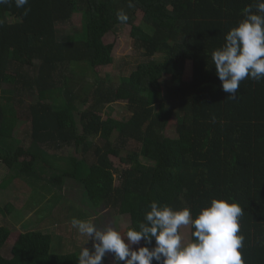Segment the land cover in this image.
I'll return each instance as SVG.
<instances>
[{
	"label": "trees",
	"instance_id": "1",
	"mask_svg": "<svg viewBox=\"0 0 264 264\" xmlns=\"http://www.w3.org/2000/svg\"><path fill=\"white\" fill-rule=\"evenodd\" d=\"M255 2L0 5V167L6 173L0 189L33 179L59 202L67 185H77L94 209L127 216L131 228L152 201L188 207L195 217L211 199H224L243 211L244 264H264V79L241 81L237 97L229 99L211 60L227 31L244 18L242 10ZM120 12L125 21L117 19ZM75 14L80 32L66 38L60 26ZM117 26L131 28L133 47L146 61L116 87L104 82L99 69L114 62V45L104 39ZM185 74L189 80L180 81ZM139 83L162 87L154 105ZM119 99L127 100L125 118H105V109ZM172 120L174 138L165 135ZM23 121L27 126L16 135ZM64 147L73 154L51 153ZM10 208H0V264H77L76 254L51 253L50 234L9 225ZM7 225L17 231L5 258L12 236Z\"/></svg>",
	"mask_w": 264,
	"mask_h": 264
},
{
	"label": "clouds",
	"instance_id": "2",
	"mask_svg": "<svg viewBox=\"0 0 264 264\" xmlns=\"http://www.w3.org/2000/svg\"><path fill=\"white\" fill-rule=\"evenodd\" d=\"M9 3L23 8L28 0H0V5ZM242 14L244 18L227 31L223 47L211 52L215 75L229 99L237 97L241 81L264 79V0L246 6ZM117 19L125 21L127 16L120 12ZM149 209L124 235L114 226L101 230L94 222L73 217L72 228L86 242L92 241L91 250L81 246L77 264H102L107 253L115 264H244L239 251L244 241L239 234L243 211L237 203L213 198L195 217L188 207L174 210L157 201ZM182 227L190 229L188 242L180 234ZM141 241L144 246L133 250Z\"/></svg>",
	"mask_w": 264,
	"mask_h": 264
},
{
	"label": "rangeland",
	"instance_id": "3",
	"mask_svg": "<svg viewBox=\"0 0 264 264\" xmlns=\"http://www.w3.org/2000/svg\"><path fill=\"white\" fill-rule=\"evenodd\" d=\"M141 19L142 16L139 14L137 22L139 23ZM80 29L81 17L78 14L73 15L69 23L60 26V30L65 33L66 38L79 33ZM130 30L129 26H117L115 31L104 39L105 44L114 45L112 52L114 58L113 64L99 69V74L107 85L112 83L117 87L121 78H127L138 64L146 61L140 54L142 51L138 52L133 47ZM160 57V55H157L153 60H158ZM179 80L187 81L189 77L185 74ZM138 89L148 92L149 105H154L155 100L162 95V87L160 85L149 86V84L139 83ZM126 101L125 99H119L116 103L108 106L104 111V117H112L116 120L125 118ZM175 125L176 120H172L168 124L165 130L167 137L174 138L176 136L174 131ZM26 126L25 121L19 122L15 134L18 135ZM78 128H80L79 124ZM51 153L67 156L73 154V150L71 147H64L59 151H51ZM112 160L118 168L121 166L118 159L112 158ZM4 174L6 175L0 167V186L3 183ZM35 182L37 181L33 179H30V182L16 181L6 190L0 189V208L6 207V204L14 206V208L9 209L10 216L5 220L12 226H14V223H19L18 230H21L20 227H23L22 233L36 230L44 234H50L52 236L51 253L55 255H78L83 244V247H87L90 250L92 248V241L86 242L87 238L79 235L76 229L72 228L70 220L73 217L94 222L101 230L105 226H114L121 235H124L128 228L131 227L127 216L121 217L110 213L109 210L94 209L88 203L81 188L77 185H67L65 190L63 189L61 192L60 201L58 200L59 202H57L55 200L57 196L53 194L46 195L45 191L41 189L43 187L42 183L38 182L36 184ZM43 196L45 197L43 198ZM3 211L5 212L6 209ZM1 223L2 217H0ZM9 225L7 227L11 230L12 236L3 249V251L5 250L3 252L5 258L9 257V250L16 239L15 235L17 231L12 230ZM179 231L183 241L188 242L190 239V229L182 227ZM139 246H144V241H141L139 245H133V250ZM108 258L113 260L111 253L105 255L102 264H107Z\"/></svg>",
	"mask_w": 264,
	"mask_h": 264
},
{
	"label": "flooded vegetation",
	"instance_id": "4",
	"mask_svg": "<svg viewBox=\"0 0 264 264\" xmlns=\"http://www.w3.org/2000/svg\"><path fill=\"white\" fill-rule=\"evenodd\" d=\"M108 260H109V259H108ZM108 260H107V264H115L114 260H111V259H110V261H108ZM119 264H120V263H119Z\"/></svg>",
	"mask_w": 264,
	"mask_h": 264
}]
</instances>
